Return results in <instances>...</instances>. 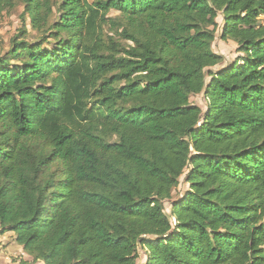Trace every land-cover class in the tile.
I'll return each mask as SVG.
<instances>
[{
	"label": "trees",
	"instance_id": "obj_1",
	"mask_svg": "<svg viewBox=\"0 0 264 264\" xmlns=\"http://www.w3.org/2000/svg\"><path fill=\"white\" fill-rule=\"evenodd\" d=\"M19 3L41 39L0 56V234L34 264H264V0H0V20ZM219 31L241 57L215 69Z\"/></svg>",
	"mask_w": 264,
	"mask_h": 264
},
{
	"label": "rangeland",
	"instance_id": "obj_2",
	"mask_svg": "<svg viewBox=\"0 0 264 264\" xmlns=\"http://www.w3.org/2000/svg\"><path fill=\"white\" fill-rule=\"evenodd\" d=\"M24 13V4L19 3L17 7L12 10L11 12L4 14V16L0 20V56H6L7 53L13 48L14 40L19 43L21 41H26L29 43H35L41 39V35L37 34L33 31L29 19H26V22L23 21L22 15ZM116 12H112L110 16H116ZM57 16V15H56ZM264 21V17H263ZM220 26L223 24V18H219ZM24 34L21 36V33ZM19 37V38H18ZM213 50L215 53L222 55L224 57V63L215 69L221 68L226 66L228 63L234 62L238 57H241L240 54L237 53V45L232 42H224L220 39V31L217 33V38L213 44ZM16 62L13 61V64ZM191 102L193 104L198 105L204 111L206 110L207 101L204 95H198L196 97L191 98ZM181 186L174 192V200L176 201L181 195H184L186 191H188L189 186L184 183V180H181ZM172 201V202H173ZM171 202V203H172ZM171 204H167V213L170 214L171 212ZM8 241H12V245L16 249L13 251V255L10 259L11 264H21V260H23L22 253L18 252V248L14 243V238H8ZM8 243V242H5ZM3 245V243H0ZM6 248V246H5ZM140 259L138 261L139 264H146L147 262V255L143 249L139 250Z\"/></svg>",
	"mask_w": 264,
	"mask_h": 264
},
{
	"label": "crops",
	"instance_id": "obj_3",
	"mask_svg": "<svg viewBox=\"0 0 264 264\" xmlns=\"http://www.w3.org/2000/svg\"><path fill=\"white\" fill-rule=\"evenodd\" d=\"M8 238H14V243L16 244L15 235L13 233H6L3 235L0 234V243H3V245H0V264H11L12 260L10 258L12 256H14L13 251L16 248L14 247V245H12V243H11L12 241L7 240ZM5 242H8V243H5ZM5 246H6V248H5ZM16 247L18 248L17 249L18 252L22 253L23 260H21V262L26 261L29 264H34V263H32L33 259L23 252V248H21L17 244H16ZM36 264H44V263L39 262Z\"/></svg>",
	"mask_w": 264,
	"mask_h": 264
}]
</instances>
